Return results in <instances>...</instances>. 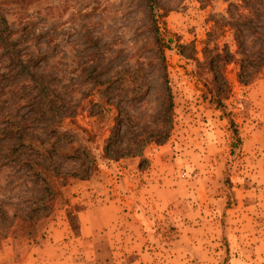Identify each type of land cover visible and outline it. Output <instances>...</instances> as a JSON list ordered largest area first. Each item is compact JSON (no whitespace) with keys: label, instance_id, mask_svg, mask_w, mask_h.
<instances>
[{"label":"rangeland","instance_id":"1","mask_svg":"<svg viewBox=\"0 0 264 264\" xmlns=\"http://www.w3.org/2000/svg\"><path fill=\"white\" fill-rule=\"evenodd\" d=\"M0 264H264V0H0Z\"/></svg>","mask_w":264,"mask_h":264},{"label":"crops","instance_id":"2","mask_svg":"<svg viewBox=\"0 0 264 264\" xmlns=\"http://www.w3.org/2000/svg\"><path fill=\"white\" fill-rule=\"evenodd\" d=\"M139 175H140L139 173L135 174V180H138V179H136V177L140 178ZM130 178H132V176H130ZM135 188H137V187L135 186ZM135 192H137V191L136 190L132 191V189H131L129 191V194L125 193L124 196H126V199L128 197H130V201H131V199L133 198L132 196ZM106 198H110V197L106 196ZM123 204H124L123 206L119 205V207H116V205L114 204V206H115L114 210H113L112 205H110V206L104 205V206L94 207V208H92V210H86L85 211V213H87V214H89L91 212V218L88 220H84L83 216H86L87 214L83 215L81 218V220L83 222L81 225V228L85 232H87V233L89 232L90 234H92V236H93L92 241L94 243H97V242L103 243L104 242V243L109 245V244H112L113 242H115L112 240V238H114L115 235H113L110 230L108 232H106L104 230L105 227H107V228L109 227V229H111V227H115V225L117 226V223L113 222L115 220V218L112 217V215H110L112 213V210L114 213L122 212L123 215L127 214L128 216H130L132 218L133 217H141V218L147 217L145 215L147 210L145 209L144 206H142V205L134 206L132 202H124ZM79 215H81V213ZM106 216H107V218H106ZM94 217H96V218H94ZM91 220H93V221H91ZM96 222H99V224H96ZM143 223L144 224L146 223L147 224L146 226L148 227V229H150L149 226H151V222L147 223L143 219ZM100 225H101V227H100ZM131 254L132 253L127 254V256H125V259L129 258V256H131ZM114 256H116V254ZM89 259H87V260H89Z\"/></svg>","mask_w":264,"mask_h":264},{"label":"trees","instance_id":"3","mask_svg":"<svg viewBox=\"0 0 264 264\" xmlns=\"http://www.w3.org/2000/svg\"><path fill=\"white\" fill-rule=\"evenodd\" d=\"M146 1H147L148 5L150 7V11L154 15L155 14V0H146ZM158 31H159V29H157L156 38L158 40H160V33ZM218 56L221 57L222 55L219 54ZM213 71H214L215 75L220 73L218 76H215L214 80H213V85L215 86V88L217 90L216 93L213 92V101H215L217 103V106L224 111V114H227V116H228L227 118L229 119L230 125L233 128L234 136H235L236 140L238 142H240L241 138H240L239 132H238V130L236 128L235 121L230 116V114L227 113L226 104L224 102V99L227 98V96L229 94L228 92H229V89H230L228 81L225 78H222L223 75L221 74V71L219 69L217 70L216 68H214ZM220 79L222 80V84H220ZM171 107H172V103L170 105V108ZM42 202L44 204H46L45 200H43Z\"/></svg>","mask_w":264,"mask_h":264}]
</instances>
